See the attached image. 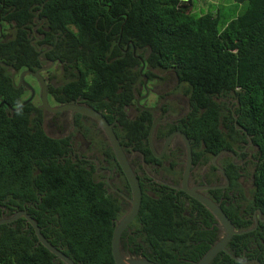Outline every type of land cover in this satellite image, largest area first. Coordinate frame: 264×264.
<instances>
[{
    "label": "trees",
    "instance_id": "1",
    "mask_svg": "<svg viewBox=\"0 0 264 264\" xmlns=\"http://www.w3.org/2000/svg\"><path fill=\"white\" fill-rule=\"evenodd\" d=\"M235 2L247 3L245 12L221 29L219 13L197 15L183 0H0V104L18 108L30 97L3 64L20 74L43 67L33 32L44 22L46 30L38 32L52 45L47 57L62 71L43 74L50 95L63 104L84 101L116 126L127 153L160 164L149 141L154 115L131 119L127 109L144 83L143 62L150 80L156 71L172 70L186 87L191 110L168 132H183L205 165L231 148L234 136L228 134L236 126L259 147L249 205L245 210L222 205L237 230L253 228L256 209L264 213V0ZM44 112L36 99L15 113L6 104L0 107V219L26 210L76 264H117L112 241L125 205L96 176L95 165L74 157L70 139L47 134ZM107 153L122 172L113 149ZM140 181L142 206L122 237L127 256L197 263L223 236L218 220L184 191L147 174ZM228 249L240 260L264 264V223L234 236ZM0 264L65 263L22 217L0 225ZM213 264L244 263L221 252Z\"/></svg>",
    "mask_w": 264,
    "mask_h": 264
},
{
    "label": "flooded vegetation",
    "instance_id": "2",
    "mask_svg": "<svg viewBox=\"0 0 264 264\" xmlns=\"http://www.w3.org/2000/svg\"><path fill=\"white\" fill-rule=\"evenodd\" d=\"M40 28L46 30L44 22L34 28L33 36L37 34ZM38 34L40 37H36L33 43L41 55L43 67H46L50 65V62L46 61L50 60L47 54L53 48L50 43L45 42L46 34L42 32H38ZM58 68L60 66L56 64L49 71H56ZM49 71L43 72V74L48 75ZM138 90L139 94H136L135 105H131L127 109L128 115L131 119H137L141 113L150 112L154 115V121L161 117L153 140L155 153L161 157H156L152 152L156 159L161 160V163L147 164L145 157L136 151L127 153L130 162L141 178L147 174L155 182L163 185H165L164 182L181 185L183 177H180V172L183 170L184 175L187 149L181 136L177 135L171 138L172 134L177 131L169 133L168 127L178 123L190 113L191 103L186 94V87L174 71L168 70L165 72L156 71V78L154 80L149 79L148 87H145L143 83L138 87ZM34 99L41 101L37 95ZM138 101H140L139 104ZM49 102L52 107L65 105L56 101L50 93ZM66 104L88 105L80 99ZM148 108L153 110L148 111ZM44 114L45 130L46 128L49 129V132L46 130L47 134L55 139L71 140L75 148L74 157L95 165L96 176L106 182L110 194L122 201V204L125 205L126 214L131 207L129 198L132 196V192L128 188L127 181L122 174L123 171L118 169L115 161L107 153V150L112 147L98 121L73 110L59 113L45 111ZM245 134L243 128L236 126V133L228 134V138L234 136L231 139V148L221 149L215 156L211 157V161L207 165L204 164L205 157L193 150L194 162L190 186L218 187L200 190V192L209 198L213 196L214 201L217 200L221 207L234 203L241 210H245L253 197L259 163V147ZM227 171H230L236 184L231 182ZM252 217L255 224L257 221L259 224L264 223L262 209H256ZM122 248L123 251L129 253L124 245Z\"/></svg>",
    "mask_w": 264,
    "mask_h": 264
},
{
    "label": "water",
    "instance_id": "3",
    "mask_svg": "<svg viewBox=\"0 0 264 264\" xmlns=\"http://www.w3.org/2000/svg\"><path fill=\"white\" fill-rule=\"evenodd\" d=\"M136 51V50H135ZM41 57V55H40ZM50 62V65L46 67H42L38 71L33 70H25L21 74L19 70L15 69L13 66H8L6 64H3L5 67H9V69L13 70L12 79L14 82V85L17 88H25L26 90L30 91L31 95L30 97L22 103V105L18 108H14L11 105L2 102L0 104V107L4 104H6L9 109L15 113L19 112L21 108L31 103L35 96H36V90L35 88L27 81L28 76H33L37 79V81L40 83L41 91H40V99L42 106L46 112L50 113H59L64 112L67 110H73L74 112H78L84 115H87L100 124V126L104 129L108 140L111 144V147L113 149V152L116 156V159L118 163L120 164L123 173L125 174L130 187L132 196L129 198V201L131 203V207L129 211L117 222L113 241H112V250L113 255L115 258V261L117 264H158L155 262L150 261L149 259L142 258V257H133V256H126L124 254L123 248H122V237L124 232L128 229V227L132 224V222L136 219L137 215L139 214V211L142 206L143 201V189L141 186L140 177L135 172L129 156L127 152L125 151L118 134L115 130V125L111 124L109 120L99 111L94 109L93 107L89 105H79V104H65L57 107H52L49 102V85L47 83V80L43 76V72L49 71L52 68L56 66L55 61L46 60ZM146 69V64L143 62V66L141 68V73L144 78V86L148 87L149 83V77L144 74V70ZM19 75V83L16 82V77ZM140 101H138V104ZM148 111H152L153 109L148 108ZM161 117L157 118L150 130L149 134V141H150V147L152 152L155 154L156 157L158 156L155 153V147H154V136L157 133L158 126L160 124ZM181 136L184 140V143L186 145L187 149V162L184 169V175L181 185H175L168 182H164L165 185L172 187L177 190L184 191L187 193L190 197L196 199L200 203H202L218 220L220 227L223 229V236L222 238L217 241L210 250L195 264H213V262L216 260L218 255L221 252L228 253L233 259H235L237 262L244 263V264H251V263H257L258 260H240L238 259L234 254H232L229 249V243L232 241L234 236L236 235H242L248 232H252L256 230L259 226V221L256 222L255 226L253 228H250L248 230H237L229 216L226 214V212L223 210V208L220 206L219 203L215 202L213 199L209 198L205 194L201 193L200 190H208V189H215L218 187H192L190 186V178L192 175V169H193V148L190 139L181 131H177L172 134L171 138L175 136ZM170 138V139H171ZM224 173V172H223ZM26 218L27 221L34 227L36 235L38 236V239L41 244H43L50 252L55 254L60 260H62L65 264H76L75 261H73L68 255H66L61 249L55 247L42 233L41 228L37 221L31 217V215L26 211H19L15 213L14 215L8 217V218H2L0 219V225L2 224H10L13 223L20 218Z\"/></svg>",
    "mask_w": 264,
    "mask_h": 264
},
{
    "label": "rangeland",
    "instance_id": "4",
    "mask_svg": "<svg viewBox=\"0 0 264 264\" xmlns=\"http://www.w3.org/2000/svg\"><path fill=\"white\" fill-rule=\"evenodd\" d=\"M188 3V6L193 9V12L197 15H204L209 12H213L215 14L219 13L222 16V22L220 24V28L225 27V23H229L230 21L236 19L241 14H243L247 8V3L239 4L236 3L235 0H183ZM42 22L40 21L38 25ZM40 37L38 32L35 34V38ZM55 73L57 75H61L62 71L58 68ZM146 74V73H145ZM19 76V75H18ZM16 77V82L19 83V77ZM28 82L35 88L36 95L40 97L41 86L37 79L33 76L27 77ZM38 101V99H37ZM47 132L49 129L46 128ZM103 138H105L103 136ZM186 161V160H185ZM124 254L127 256L126 252Z\"/></svg>",
    "mask_w": 264,
    "mask_h": 264
}]
</instances>
